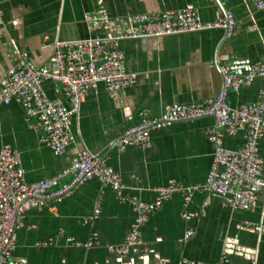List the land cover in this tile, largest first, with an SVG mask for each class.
Returning a JSON list of instances; mask_svg holds the SVG:
<instances>
[{"label": "crops", "instance_id": "obj_1", "mask_svg": "<svg viewBox=\"0 0 264 264\" xmlns=\"http://www.w3.org/2000/svg\"><path fill=\"white\" fill-rule=\"evenodd\" d=\"M0 4L5 13V24L0 25V85L13 65L12 54L27 52L42 66L52 56L56 41L87 38L84 16L88 12L106 10L111 18L109 33L121 34L130 31L129 18L134 14L195 9L204 21L211 22L231 10L237 25L229 39L217 29L122 41L127 69L137 75V83L116 92L107 91L103 84L90 90L74 120L76 141L62 156L40 145V133L29 127L20 103L12 101L1 109L0 150L11 145L21 152L29 183L61 173L84 148L105 156L108 165L120 172L128 187L123 195L128 198L153 202L155 189L171 180L185 186L205 183L213 161L214 150L206 135L214 125L212 117L155 131L149 149L128 146L121 152L112 143L140 123L142 110L157 116L169 104L215 97L223 85L214 66L217 56L229 55L235 72L264 62V10H258L253 0H0ZM42 86L49 98L62 97L59 84L44 82ZM261 92L264 78H257L243 85L238 94L230 93L228 100L233 107L254 104ZM243 144L241 135L225 139L232 149ZM259 146L264 158V136ZM70 181L66 177L62 183ZM204 198L202 193L195 194L188 209L197 211ZM98 204L100 217L84 224L83 219L93 215ZM184 208L183 198L172 196L141 228L148 251L116 256L105 245L124 242L136 213L111 188L92 179L60 204L28 211L13 258L23 264H184L186 258L264 264V234L255 229L264 226V199H259L256 208L240 211L224 206L221 197L212 195L206 216L191 221L182 217ZM188 229L195 235L182 242ZM60 230L64 237L59 236ZM94 232L101 245L90 249L71 246L65 238L85 242ZM49 239L55 243L40 245Z\"/></svg>", "mask_w": 264, "mask_h": 264}, {"label": "built area", "instance_id": "obj_2", "mask_svg": "<svg viewBox=\"0 0 264 264\" xmlns=\"http://www.w3.org/2000/svg\"><path fill=\"white\" fill-rule=\"evenodd\" d=\"M258 10H264V0H253ZM5 13L0 4V25L5 24ZM84 22L89 36L74 41H56L49 61L38 66L29 53L12 54L13 65L4 74L0 85L1 109L12 101L20 103L25 110L29 127L40 133V145L49 148L56 156H62L76 141L74 120L79 116L81 106L90 90L103 84L107 91L116 92L137 83V75L127 69L126 54L120 44L124 40L159 38L208 30H223L226 38H231L237 21L231 10L223 17L211 22L204 21L195 9L166 11L160 14H134L129 18L130 31L111 34V18L106 10L88 12ZM227 54L219 55L214 61L223 80L219 93L200 102L174 103L164 107L160 115L140 112V123L130 128L125 135L112 143L118 151L128 146L149 149L152 134L173 124L212 117L214 125L206 135L213 147V161L205 183L185 186L171 180L166 186L158 187L156 199L144 202L138 198L124 196L127 186L120 172L109 166L107 158L88 149H81L71 160L68 168L61 173L29 183L22 163L21 152L11 145L0 150V264H23L13 258L17 248L18 231L23 219L31 209H42L52 203L58 205L74 191L92 179H98L111 188L122 202L131 204L136 220L124 242L119 245L106 244L105 247L116 256L142 254L148 251L141 228L149 217L158 211L172 196L183 198L185 208L182 217L191 221L204 217L212 203V195L222 198L226 207L240 211H250L264 199V158L260 156V140L264 136V92L254 104L241 103L233 107L229 94H238L243 85L257 78H264V62H255L242 72H235L229 64ZM54 82L61 86L62 97L49 98L42 84ZM243 136L244 144L232 149L225 145L227 137ZM66 177L69 183L63 184ZM197 193L205 195L197 211L188 209ZM55 210V208H53ZM101 205L90 217L83 219L90 224L101 215ZM264 234V226H256ZM195 235L188 229L182 242H188ZM60 237L65 232L60 230ZM69 245L90 249L101 245L94 232L85 241L65 237ZM49 239L42 246H51ZM184 264H225L183 259ZM252 264H256L253 262Z\"/></svg>", "mask_w": 264, "mask_h": 264}, {"label": "water", "instance_id": "obj_3", "mask_svg": "<svg viewBox=\"0 0 264 264\" xmlns=\"http://www.w3.org/2000/svg\"><path fill=\"white\" fill-rule=\"evenodd\" d=\"M230 66H231V64H230ZM231 68H232V70H234L233 66H231Z\"/></svg>", "mask_w": 264, "mask_h": 264}]
</instances>
